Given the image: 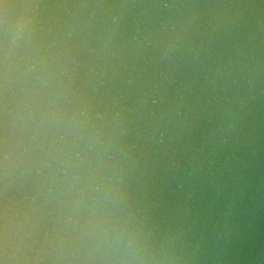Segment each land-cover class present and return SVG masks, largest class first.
I'll return each instance as SVG.
<instances>
[{
    "label": "water",
    "instance_id": "95a60500",
    "mask_svg": "<svg viewBox=\"0 0 264 264\" xmlns=\"http://www.w3.org/2000/svg\"><path fill=\"white\" fill-rule=\"evenodd\" d=\"M0 264H264V0H0Z\"/></svg>",
    "mask_w": 264,
    "mask_h": 264
}]
</instances>
